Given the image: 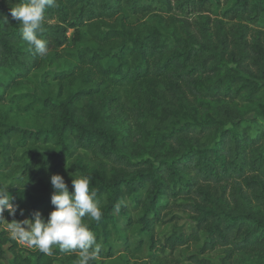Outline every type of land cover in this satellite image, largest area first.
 <instances>
[{"label":"trees","instance_id":"1","mask_svg":"<svg viewBox=\"0 0 264 264\" xmlns=\"http://www.w3.org/2000/svg\"><path fill=\"white\" fill-rule=\"evenodd\" d=\"M19 2L0 0V188L17 208L47 219L51 175L69 191V173L90 175L98 259L119 243L145 264L264 254V0H57L43 58ZM6 216L0 264H76L58 247L24 256Z\"/></svg>","mask_w":264,"mask_h":264},{"label":"clouds","instance_id":"2","mask_svg":"<svg viewBox=\"0 0 264 264\" xmlns=\"http://www.w3.org/2000/svg\"><path fill=\"white\" fill-rule=\"evenodd\" d=\"M57 7V0H20L10 8L12 18L20 24L22 40L41 58L48 54L47 42L41 38L46 11ZM69 175L72 176L71 191L62 175H51V204L54 207L47 219L39 211L34 212L31 219L12 225V239L45 255H51L56 247L65 253H78L76 264H92L99 257L101 246L84 218L99 222L103 212L96 199L97 192L90 191L91 176ZM17 207L9 190L0 188V217L5 211L15 215ZM115 207L118 210L120 206Z\"/></svg>","mask_w":264,"mask_h":264},{"label":"rangeland","instance_id":"3","mask_svg":"<svg viewBox=\"0 0 264 264\" xmlns=\"http://www.w3.org/2000/svg\"><path fill=\"white\" fill-rule=\"evenodd\" d=\"M70 33V30L68 34ZM55 66V65H52ZM54 69L55 67H51ZM31 76V75H30ZM24 88L21 89V91ZM120 130L124 132V136L126 138V143L131 147L134 148L137 143L138 134L133 131L132 126L122 124V127H119ZM183 220L180 221V224L187 221L186 215H182ZM25 219H29L24 211L17 208L15 215H10L7 212V216L5 217L3 227L7 228L11 232L12 225L16 224L17 222H22ZM172 230L171 227H165L163 229L164 232H170ZM132 235V232H129ZM18 245L21 247V253L24 256H30V253L35 248L29 247L26 244L16 240ZM118 248L116 254L111 259H97L94 264H145L146 261L141 259L140 256H131L130 253L124 251L122 248V244L119 243L116 245ZM192 252L191 249L185 250V253ZM226 251L224 248H216L209 253L201 254V257H205L210 262L214 264H264V254L258 251H249V252H236L235 255L231 257H227ZM9 260V257H8ZM7 259L2 260V264H9ZM57 264H73V262L67 259L64 260H57ZM181 264H191L190 262H182Z\"/></svg>","mask_w":264,"mask_h":264}]
</instances>
